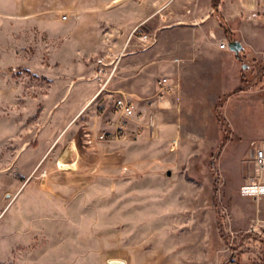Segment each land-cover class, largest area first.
Wrapping results in <instances>:
<instances>
[{
    "label": "rangeland",
    "instance_id": "374dc122",
    "mask_svg": "<svg viewBox=\"0 0 264 264\" xmlns=\"http://www.w3.org/2000/svg\"><path fill=\"white\" fill-rule=\"evenodd\" d=\"M225 2L0 0V264H264V1Z\"/></svg>",
    "mask_w": 264,
    "mask_h": 264
},
{
    "label": "built area",
    "instance_id": "2783aa9c",
    "mask_svg": "<svg viewBox=\"0 0 264 264\" xmlns=\"http://www.w3.org/2000/svg\"><path fill=\"white\" fill-rule=\"evenodd\" d=\"M264 1V0H257ZM243 3L247 7H254V5H258L256 0L252 3H249V0H243ZM139 39L147 40L149 35L147 33H138ZM221 46H227V42L221 41ZM162 88L164 89L169 83V76H163L162 80ZM114 110L118 115V124L116 126V130L114 132L116 137L126 136L127 132L131 127V120L134 118H139L141 120L150 121L151 114L145 108H139L135 100L123 94L116 98L114 102ZM252 159L257 171V176L259 178L258 181H254L253 183L244 184L241 188V192L243 195L248 196H260L264 194V140L261 142H256L255 140L252 142ZM253 229L257 231L264 232V219L256 220L253 224Z\"/></svg>",
    "mask_w": 264,
    "mask_h": 264
},
{
    "label": "crops",
    "instance_id": "0c3cea01",
    "mask_svg": "<svg viewBox=\"0 0 264 264\" xmlns=\"http://www.w3.org/2000/svg\"><path fill=\"white\" fill-rule=\"evenodd\" d=\"M225 1H227V0H221V1H220V7H221V10H222V8H223V11H222L223 15H224V13H229V11H230L229 5H227V3H226ZM226 5H227V6H226ZM214 10H215V8H214V6H213V0H212V11L214 12ZM211 15H212V14L209 13L207 17H211ZM90 100H91V99H90ZM90 100L85 104V106L90 102Z\"/></svg>",
    "mask_w": 264,
    "mask_h": 264
},
{
    "label": "trees",
    "instance_id": "16d2710c",
    "mask_svg": "<svg viewBox=\"0 0 264 264\" xmlns=\"http://www.w3.org/2000/svg\"><path fill=\"white\" fill-rule=\"evenodd\" d=\"M220 1L221 0H213V6L215 8L214 11H216V13H218V9L220 8ZM220 20L222 22V24L225 26L226 32H227V36L230 34V28L228 27V25L224 22L225 20H223V18L221 17V14H219Z\"/></svg>",
    "mask_w": 264,
    "mask_h": 264
},
{
    "label": "water",
    "instance_id": "95a60500",
    "mask_svg": "<svg viewBox=\"0 0 264 264\" xmlns=\"http://www.w3.org/2000/svg\"><path fill=\"white\" fill-rule=\"evenodd\" d=\"M229 47L235 51H238L242 47V43L239 40H230ZM170 173V171H168Z\"/></svg>",
    "mask_w": 264,
    "mask_h": 264
},
{
    "label": "bare ground",
    "instance_id": "6f19581e",
    "mask_svg": "<svg viewBox=\"0 0 264 264\" xmlns=\"http://www.w3.org/2000/svg\"><path fill=\"white\" fill-rule=\"evenodd\" d=\"M264 188V187H263Z\"/></svg>",
    "mask_w": 264,
    "mask_h": 264
}]
</instances>
